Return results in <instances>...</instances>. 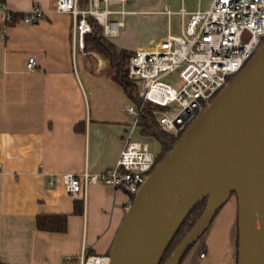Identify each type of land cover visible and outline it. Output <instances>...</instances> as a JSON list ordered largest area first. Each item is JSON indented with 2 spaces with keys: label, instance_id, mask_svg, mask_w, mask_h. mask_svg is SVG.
I'll use <instances>...</instances> for the list:
<instances>
[{
  "label": "crops",
  "instance_id": "obj_1",
  "mask_svg": "<svg viewBox=\"0 0 264 264\" xmlns=\"http://www.w3.org/2000/svg\"><path fill=\"white\" fill-rule=\"evenodd\" d=\"M4 1L15 20L6 23L0 13V264H78L80 257L107 256L131 197L99 182L72 195L61 175L114 166L134 118L124 110L130 100L112 80L107 61L78 47L73 17L56 11L55 0ZM34 4L44 16L19 21ZM209 5L126 0L125 14L106 16L122 21L109 40L118 50L148 49L167 33L180 34L190 13ZM28 57L36 61L32 69L26 68ZM132 138L151 139L137 126ZM39 214L66 215L65 230L37 229ZM198 239L180 264H236L235 196Z\"/></svg>",
  "mask_w": 264,
  "mask_h": 264
},
{
  "label": "water",
  "instance_id": "obj_2",
  "mask_svg": "<svg viewBox=\"0 0 264 264\" xmlns=\"http://www.w3.org/2000/svg\"><path fill=\"white\" fill-rule=\"evenodd\" d=\"M231 194L237 204L236 264H264V38L132 197L107 264H160L204 199L198 219L161 263L180 264Z\"/></svg>",
  "mask_w": 264,
  "mask_h": 264
},
{
  "label": "built area",
  "instance_id": "obj_3",
  "mask_svg": "<svg viewBox=\"0 0 264 264\" xmlns=\"http://www.w3.org/2000/svg\"><path fill=\"white\" fill-rule=\"evenodd\" d=\"M125 1L89 0L80 8L78 0H55L53 6L58 12L72 15L73 32L78 47L82 48L83 36L90 31L87 16H92L103 28V35L109 38L117 34L122 21L109 20L106 16L125 14ZM114 3L119 5L118 10L110 8ZM165 11L170 12L168 8ZM0 13L6 23L15 20V14L6 8L4 0H0ZM180 13L184 12L181 10ZM43 16L44 11L34 4L19 16V21L33 23ZM3 37L4 31L0 29V38ZM263 38L264 0H211L207 9L190 13L180 34L167 33L152 47L133 51L128 58L127 75L137 82L141 99L162 107L154 112L160 130L177 136L241 70ZM35 65V59L28 57L26 68L32 69ZM173 74L181 82L179 88L161 80ZM171 103H175L177 111L170 116L164 108ZM124 110L134 118L114 166L100 173L85 170L80 174L63 173L61 179L69 194L76 195L88 184L99 182L133 197L146 180L155 166L157 153L146 140L132 138V131L137 126L134 105L130 102ZM107 261V256L92 255L80 257L78 264H107Z\"/></svg>",
  "mask_w": 264,
  "mask_h": 264
},
{
  "label": "trees",
  "instance_id": "obj_4",
  "mask_svg": "<svg viewBox=\"0 0 264 264\" xmlns=\"http://www.w3.org/2000/svg\"><path fill=\"white\" fill-rule=\"evenodd\" d=\"M87 5V0H78V6L83 8ZM90 25V31L83 36V49L92 50L100 54L111 68V78L114 82L121 86L130 102L137 110V127L139 134L156 140L160 145V150L155 157V164L159 162L163 156L170 150L173 144L178 140L181 133L177 136L168 134L158 127L155 121L154 112L162 107L144 101L138 95V84L127 75L128 58L131 51L118 50L109 38L103 35V28L90 15L87 16ZM132 199V197H131ZM205 205V200L200 201L179 227L172 241L164 252L160 264L167 258L176 244L181 240L185 233L191 228L194 222L200 216ZM37 229L62 232L66 228V215L64 214H39L35 218ZM237 251V243H236ZM183 259V258H182Z\"/></svg>",
  "mask_w": 264,
  "mask_h": 264
},
{
  "label": "rangeland",
  "instance_id": "obj_5",
  "mask_svg": "<svg viewBox=\"0 0 264 264\" xmlns=\"http://www.w3.org/2000/svg\"><path fill=\"white\" fill-rule=\"evenodd\" d=\"M201 1H202L203 6L207 7V6L209 5V3H210L211 0H201ZM136 43H139V37H136ZM153 44H154V43H153ZM134 48H135V47H134ZM132 50H134V49H132ZM110 70H111V68H110ZM111 71H112V70H111ZM233 77H234V76H233ZM233 77H231L230 80H231ZM161 80L164 81V82H166V83H168V84H170V85H172V86L175 87V88H179V86H180V84H181V82L177 79V76H176L175 74H173V75H168V76H164V77L161 78ZM230 80H229V81H230ZM164 110H167V114L171 116V115H173V114L177 111V107L175 106V103H171V104H169V106H168L167 108H164ZM181 134H182V133H181ZM149 145H150L151 150H152L154 153H157V152L160 150V145H159V143H158L156 140L152 139V138H151L150 141H149ZM230 196H231L232 198L234 197L233 194H231ZM198 240H199V239H198ZM198 240L195 241V243L190 247V249L188 250V252H189L190 250H192V249L196 246L197 243H199ZM197 245H198V244H197ZM200 248H201V247L199 246L198 250H199Z\"/></svg>",
  "mask_w": 264,
  "mask_h": 264
},
{
  "label": "bare ground",
  "instance_id": "obj_6",
  "mask_svg": "<svg viewBox=\"0 0 264 264\" xmlns=\"http://www.w3.org/2000/svg\"><path fill=\"white\" fill-rule=\"evenodd\" d=\"M88 264H95V262H89Z\"/></svg>",
  "mask_w": 264,
  "mask_h": 264
}]
</instances>
